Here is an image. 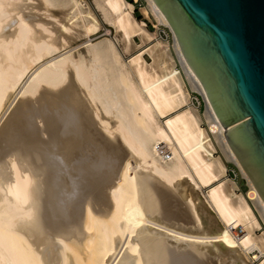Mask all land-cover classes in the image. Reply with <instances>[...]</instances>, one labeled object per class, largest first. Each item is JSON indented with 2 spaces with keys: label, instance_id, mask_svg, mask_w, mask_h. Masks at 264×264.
Listing matches in <instances>:
<instances>
[{
  "label": "bare ground",
  "instance_id": "obj_1",
  "mask_svg": "<svg viewBox=\"0 0 264 264\" xmlns=\"http://www.w3.org/2000/svg\"><path fill=\"white\" fill-rule=\"evenodd\" d=\"M92 2L125 53L155 43L126 62L109 38L90 37L99 21L84 0H0V122L18 101L0 129V264H247L255 251L264 264L248 200L263 223L264 203L174 33L180 69L131 2ZM146 2L156 28L170 27Z\"/></svg>",
  "mask_w": 264,
  "mask_h": 264
},
{
  "label": "water",
  "instance_id": "obj_2",
  "mask_svg": "<svg viewBox=\"0 0 264 264\" xmlns=\"http://www.w3.org/2000/svg\"><path fill=\"white\" fill-rule=\"evenodd\" d=\"M153 2L264 203V0Z\"/></svg>",
  "mask_w": 264,
  "mask_h": 264
},
{
  "label": "rangeland",
  "instance_id": "obj_3",
  "mask_svg": "<svg viewBox=\"0 0 264 264\" xmlns=\"http://www.w3.org/2000/svg\"><path fill=\"white\" fill-rule=\"evenodd\" d=\"M25 1L28 3V5H30V4H32V5L33 4L34 5L36 4L37 5L41 0H25ZM84 1L88 4V6L94 12V14L96 15V17L98 18V21H99L98 28L95 30V33H92L90 35V37L93 38V39H96V40L102 39L104 37L109 38L111 40V42L114 44V46H115L117 52L119 53L120 57L124 61L127 62L130 59V57L133 56V54L136 55V54H138L140 52H143L147 47H149L153 43H155V40L154 39H150L149 41L146 42V45L143 46L142 48H139L138 50H134L131 53H125L123 51L122 43H120V41L117 39V37L115 35L116 33H115L113 27H111L104 20L102 14L98 10H96L95 6L93 5L92 0H84ZM129 2H131V1H129ZM41 4L39 3L37 6L38 7L41 6V8L47 7V6L43 5V2H41ZM134 5H135L134 6V9H133L134 16L139 21H142L145 24H147V28H148L149 31H151V32L156 31V29H155L156 28L155 27L156 26V22L154 21V19L152 18V16L150 14L149 15L148 14H144L145 7L147 5L146 0H137V1H135V4ZM140 7H141V9H140ZM48 8H49V6H48ZM24 10H27V7ZM40 10L42 11V9H40ZM140 12H142L146 18L151 19L154 24H151L150 22H145L143 20L142 16L140 15L141 14ZM158 27H159V32H157V37L158 38H161L163 40L166 39V41L169 42L170 48H171V50H172V52L174 54V57H175V61H176V64H177V68L180 69L181 68V65L179 64L180 62H179V60H178V58H177V56H176V54H175V52L173 50V39L171 38V33L169 32L168 28L166 26H164V25L158 24ZM82 39L83 38L77 39L76 41H74L72 43V45L83 41ZM134 40L137 43H140L139 40L136 37L134 38ZM79 49L81 50L82 47H79ZM143 58L147 62H151V59H150V56H149V53L148 52H144L143 53ZM200 95L201 94H199L196 91L190 92V96H191L190 101H191V105L194 106L201 113V116H202V118L204 120L205 102H204V107H203V101L204 100L202 101V99H201L202 96H200ZM17 104H18V101L14 103L15 106L12 105L13 107H11L9 109L8 113L4 116L6 118V121H5V118H4L1 121L2 123L0 122L1 123V125H0V129L1 130L4 127L5 123L8 121V119L11 118L12 115L14 114ZM161 120L163 122H165V119L164 118H162ZM203 127L204 128L207 127L205 120L203 122ZM161 145H162V148L164 150H167L166 147H165V145L163 143ZM218 154L221 155V152L219 150H218ZM225 165H226V175H227L226 177L232 179L237 184L238 192L243 193V195L246 197V193L248 191V186H247V182H246L245 178L242 176L240 170H238L237 169L238 167L233 162H231V161H225ZM208 189H209V187H202L201 190L199 191L200 195L206 196V193H207ZM248 203L251 206V208L253 209V212H254L255 217H256V219L258 220V222L261 225V229L257 231V233L260 234L261 232H264V223H263V221L261 219L260 214L258 213V211L256 210V208L253 206L252 202L250 200H248ZM239 234H242V232L239 233ZM254 254L257 255V258H252V254L251 253H248L247 254V256H246L247 257L246 262L248 261L247 264H261V261L263 259L262 255L258 251H255ZM214 260H215V257H211L209 259V261H208V259L205 260L204 261V264H208V263H210V264L211 263L212 264H220V263H222V262H217L218 261L217 259L215 261Z\"/></svg>",
  "mask_w": 264,
  "mask_h": 264
},
{
  "label": "crops",
  "instance_id": "obj_4",
  "mask_svg": "<svg viewBox=\"0 0 264 264\" xmlns=\"http://www.w3.org/2000/svg\"><path fill=\"white\" fill-rule=\"evenodd\" d=\"M135 1H137V0H131L133 6H135V5H134V4H135ZM137 8H138V7H137ZM140 9H141V7H140ZM140 13H141L140 15L142 16V18H143V20H144L145 22H150L151 24H154L153 21H152L151 19L146 18L142 12H140ZM146 26H147V24H146ZM155 27H156V26H155ZM155 29L157 30V32H159V27H158V26H157V28H155Z\"/></svg>",
  "mask_w": 264,
  "mask_h": 264
},
{
  "label": "built area",
  "instance_id": "obj_5",
  "mask_svg": "<svg viewBox=\"0 0 264 264\" xmlns=\"http://www.w3.org/2000/svg\"><path fill=\"white\" fill-rule=\"evenodd\" d=\"M190 92H193V91H192V90H189V93H190ZM236 232H237V233H241V232H242V228H241L240 226H237V227H236Z\"/></svg>",
  "mask_w": 264,
  "mask_h": 264
},
{
  "label": "trees",
  "instance_id": "obj_6",
  "mask_svg": "<svg viewBox=\"0 0 264 264\" xmlns=\"http://www.w3.org/2000/svg\"><path fill=\"white\" fill-rule=\"evenodd\" d=\"M129 1H131V0H129Z\"/></svg>",
  "mask_w": 264,
  "mask_h": 264
}]
</instances>
